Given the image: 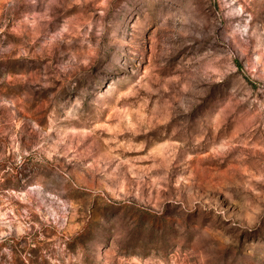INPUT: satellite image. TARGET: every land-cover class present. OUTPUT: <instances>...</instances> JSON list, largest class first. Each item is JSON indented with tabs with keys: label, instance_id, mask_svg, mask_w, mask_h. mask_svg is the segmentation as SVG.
Segmentation results:
<instances>
[{
	"label": "rangeland",
	"instance_id": "rangeland-1",
	"mask_svg": "<svg viewBox=\"0 0 264 264\" xmlns=\"http://www.w3.org/2000/svg\"><path fill=\"white\" fill-rule=\"evenodd\" d=\"M0 264H264V0H0Z\"/></svg>",
	"mask_w": 264,
	"mask_h": 264
}]
</instances>
